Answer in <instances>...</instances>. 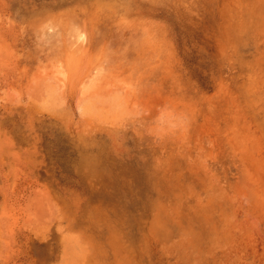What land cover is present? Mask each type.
<instances>
[{
  "label": "rangeland",
  "instance_id": "rangeland-1",
  "mask_svg": "<svg viewBox=\"0 0 264 264\" xmlns=\"http://www.w3.org/2000/svg\"><path fill=\"white\" fill-rule=\"evenodd\" d=\"M0 264H264V0H0Z\"/></svg>",
  "mask_w": 264,
  "mask_h": 264
}]
</instances>
